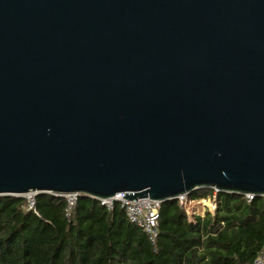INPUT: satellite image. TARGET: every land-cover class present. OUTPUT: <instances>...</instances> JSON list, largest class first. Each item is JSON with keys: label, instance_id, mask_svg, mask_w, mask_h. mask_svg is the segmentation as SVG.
Segmentation results:
<instances>
[{"label": "water", "instance_id": "obj_1", "mask_svg": "<svg viewBox=\"0 0 264 264\" xmlns=\"http://www.w3.org/2000/svg\"><path fill=\"white\" fill-rule=\"evenodd\" d=\"M264 197V0H0V196Z\"/></svg>", "mask_w": 264, "mask_h": 264}, {"label": "trees", "instance_id": "obj_2", "mask_svg": "<svg viewBox=\"0 0 264 264\" xmlns=\"http://www.w3.org/2000/svg\"><path fill=\"white\" fill-rule=\"evenodd\" d=\"M214 205L201 215L163 202L152 246L119 204L109 211L79 197L66 216L59 196L37 195L32 210L23 198L0 196V264H252L264 244V197L217 193Z\"/></svg>", "mask_w": 264, "mask_h": 264}, {"label": "built area", "instance_id": "obj_3", "mask_svg": "<svg viewBox=\"0 0 264 264\" xmlns=\"http://www.w3.org/2000/svg\"><path fill=\"white\" fill-rule=\"evenodd\" d=\"M213 191L214 192L212 196L208 197L207 199H200L204 203L207 201L208 204L202 205L201 202H196L198 200L189 201L187 194L179 195L176 198V201L178 202L179 207L183 208L187 214L194 213V210H191L190 213L187 210V205L194 202H196L195 205H201L204 209H209L210 211H212L215 208V196L218 193L215 189H213ZM124 195V193H119L112 198L98 199L97 201L101 206L105 207L109 211L113 210L116 204H119L120 207L124 210L126 219L131 224H134L139 227L142 232L146 235L150 244L154 246L158 238V219L159 208L161 203L159 201L150 200L149 198H142L137 199L136 201H129L123 198ZM35 197V193H28L23 196V199L27 201V210L34 209ZM60 197L64 198L66 201L67 206L65 209V213L66 216H68L70 211L75 206L79 196L76 193H69L63 194ZM253 198L254 196L251 194L245 195V199L247 200V202H250ZM252 264H264V244Z\"/></svg>", "mask_w": 264, "mask_h": 264}, {"label": "rangeland", "instance_id": "obj_4", "mask_svg": "<svg viewBox=\"0 0 264 264\" xmlns=\"http://www.w3.org/2000/svg\"><path fill=\"white\" fill-rule=\"evenodd\" d=\"M196 202H201V204L202 205H204V204H208V202L206 201L205 203L202 201V200H198V201H196ZM196 202H194V203H191V204H189V205H187V210H188V212L190 213L191 212V210L193 211H199L200 213H202L203 214V207L200 205H195V203ZM203 202V203H202ZM210 204V203H209ZM210 206V205H209Z\"/></svg>", "mask_w": 264, "mask_h": 264}, {"label": "crops", "instance_id": "obj_5", "mask_svg": "<svg viewBox=\"0 0 264 264\" xmlns=\"http://www.w3.org/2000/svg\"><path fill=\"white\" fill-rule=\"evenodd\" d=\"M205 210L206 209H203V213L205 212ZM209 210V209H208ZM194 214H201L202 215V213H200L199 211H194Z\"/></svg>", "mask_w": 264, "mask_h": 264}]
</instances>
